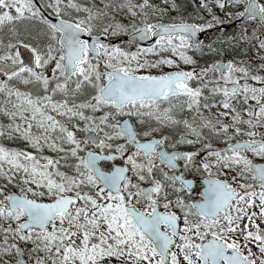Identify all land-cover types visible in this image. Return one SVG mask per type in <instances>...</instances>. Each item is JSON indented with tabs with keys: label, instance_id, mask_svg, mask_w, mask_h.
Instances as JSON below:
<instances>
[{
	"label": "snow or ice",
	"instance_id": "snow-or-ice-1",
	"mask_svg": "<svg viewBox=\"0 0 264 264\" xmlns=\"http://www.w3.org/2000/svg\"><path fill=\"white\" fill-rule=\"evenodd\" d=\"M0 264H264V0H0Z\"/></svg>",
	"mask_w": 264,
	"mask_h": 264
},
{
	"label": "rangeland",
	"instance_id": "rangeland-1",
	"mask_svg": "<svg viewBox=\"0 0 264 264\" xmlns=\"http://www.w3.org/2000/svg\"><path fill=\"white\" fill-rule=\"evenodd\" d=\"M231 30V29H230Z\"/></svg>",
	"mask_w": 264,
	"mask_h": 264
}]
</instances>
